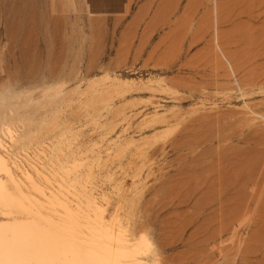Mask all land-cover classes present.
Returning a JSON list of instances; mask_svg holds the SVG:
<instances>
[{
	"label": "rangeland",
	"instance_id": "374dc122",
	"mask_svg": "<svg viewBox=\"0 0 264 264\" xmlns=\"http://www.w3.org/2000/svg\"><path fill=\"white\" fill-rule=\"evenodd\" d=\"M113 3L0 0V144L146 264H264V0Z\"/></svg>",
	"mask_w": 264,
	"mask_h": 264
},
{
	"label": "bare ground",
	"instance_id": "6f19581e",
	"mask_svg": "<svg viewBox=\"0 0 264 264\" xmlns=\"http://www.w3.org/2000/svg\"><path fill=\"white\" fill-rule=\"evenodd\" d=\"M0 150V264L147 263V237L133 242L118 214L107 219L96 199H80L68 183L52 190L58 172L23 170L2 143Z\"/></svg>",
	"mask_w": 264,
	"mask_h": 264
},
{
	"label": "crops",
	"instance_id": "0c3cea01",
	"mask_svg": "<svg viewBox=\"0 0 264 264\" xmlns=\"http://www.w3.org/2000/svg\"><path fill=\"white\" fill-rule=\"evenodd\" d=\"M109 1L114 2L112 6H114L115 8H122V9L125 7V5L127 3V0H109ZM92 6H94V3H92Z\"/></svg>",
	"mask_w": 264,
	"mask_h": 264
}]
</instances>
